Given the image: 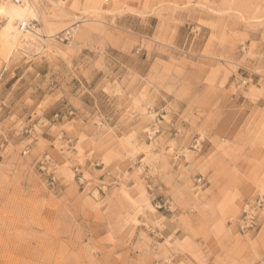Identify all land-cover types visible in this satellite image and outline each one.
Segmentation results:
<instances>
[{"label":"rangeland","instance_id":"rangeland-1","mask_svg":"<svg viewBox=\"0 0 264 264\" xmlns=\"http://www.w3.org/2000/svg\"><path fill=\"white\" fill-rule=\"evenodd\" d=\"M2 3L0 264H264V0Z\"/></svg>","mask_w":264,"mask_h":264},{"label":"bare ground","instance_id":"bare-ground-1","mask_svg":"<svg viewBox=\"0 0 264 264\" xmlns=\"http://www.w3.org/2000/svg\"><path fill=\"white\" fill-rule=\"evenodd\" d=\"M0 13L8 14L9 21L7 28L9 31L14 32L17 37L22 29L27 32L31 31L32 26L27 25V22H25L26 15H29L30 13V8L26 4L17 5L12 3H2L0 4ZM17 20H19V27L14 24Z\"/></svg>","mask_w":264,"mask_h":264},{"label":"built area","instance_id":"built-area-1","mask_svg":"<svg viewBox=\"0 0 264 264\" xmlns=\"http://www.w3.org/2000/svg\"><path fill=\"white\" fill-rule=\"evenodd\" d=\"M263 206L264 198L258 196L252 203H247L241 208L240 214L235 221L240 231L252 230L258 226L259 211Z\"/></svg>","mask_w":264,"mask_h":264},{"label":"crops","instance_id":"crops-1","mask_svg":"<svg viewBox=\"0 0 264 264\" xmlns=\"http://www.w3.org/2000/svg\"><path fill=\"white\" fill-rule=\"evenodd\" d=\"M246 188H247V190H248V188H250V185L246 186ZM246 188H245V189H246ZM244 191H246V190H244Z\"/></svg>","mask_w":264,"mask_h":264}]
</instances>
